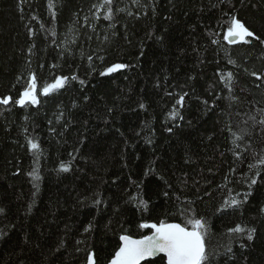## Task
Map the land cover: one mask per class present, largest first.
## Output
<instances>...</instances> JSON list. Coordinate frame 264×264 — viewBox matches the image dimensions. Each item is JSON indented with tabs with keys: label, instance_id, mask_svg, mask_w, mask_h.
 Wrapping results in <instances>:
<instances>
[{
	"label": "trees",
	"instance_id": "trees-1",
	"mask_svg": "<svg viewBox=\"0 0 264 264\" xmlns=\"http://www.w3.org/2000/svg\"><path fill=\"white\" fill-rule=\"evenodd\" d=\"M233 18L254 35L225 39ZM33 75L39 103H15ZM8 96L0 264H107L193 217L210 264H264V0H0Z\"/></svg>",
	"mask_w": 264,
	"mask_h": 264
},
{
	"label": "snow or ice",
	"instance_id": "snow-or-ice-1",
	"mask_svg": "<svg viewBox=\"0 0 264 264\" xmlns=\"http://www.w3.org/2000/svg\"><path fill=\"white\" fill-rule=\"evenodd\" d=\"M105 3L111 5L112 0H105ZM52 7V4H49ZM112 9L109 7L106 18L111 19ZM254 33L249 31V29L238 19L233 18L232 26L229 27L227 36L225 39L239 37L243 39L246 36H253ZM259 40V37H256ZM229 42H233L232 39ZM247 42V41H246ZM91 59V57H89ZM231 62V61H230ZM125 65L117 64L109 68L107 71L111 72L115 69L123 68ZM255 75V73H253ZM227 78L231 80L232 73L227 74ZM35 75L32 76L33 83L30 84L23 92L19 100L15 101L20 105H24L26 102L30 101L32 104H38L39 101L34 94L36 88ZM68 77H59L55 79V82L51 85L44 87L43 92L47 95L50 91L58 89L64 86V83L68 80ZM75 79V77H73ZM221 79L225 77L221 76ZM83 83V82H82ZM12 97L0 98V103L8 104L12 101ZM235 99V97H233ZM183 100V97L180 98ZM180 101H178L179 103ZM207 103V102H205ZM264 123V121H261ZM171 131V129H169ZM235 135V133L233 134ZM236 139H243V136H237ZM30 147L33 150L39 148L38 143L34 141H29ZM235 143V140L233 141ZM264 163V160L261 161ZM63 170L67 171V167L61 165ZM251 167V166H250ZM29 175L34 176L37 180L39 176L35 172L29 173ZM252 183L255 184L256 180L253 179ZM247 197H245L246 199ZM241 201L237 199H232L229 203H226V207L230 205H239ZM3 209H0L2 212ZM191 225V228L188 225ZM141 227L148 228V224H142ZM155 231L151 235L142 236L139 239H134L132 236L123 235L120 240L123 244L119 247V250L115 252V255L110 260L109 264H141V261L147 259L148 257L157 256L163 253L167 258V264H210V257L206 251L205 238L207 235L206 224L202 218H191L188 224L182 225L181 223H168L163 220L159 224L152 223L150 225ZM230 232H243L244 228L237 225L233 229H229ZM255 229H250L248 231V239L253 238L252 233ZM231 251V249H229ZM88 264H95V253H89L87 258Z\"/></svg>",
	"mask_w": 264,
	"mask_h": 264
},
{
	"label": "water",
	"instance_id": "water-1",
	"mask_svg": "<svg viewBox=\"0 0 264 264\" xmlns=\"http://www.w3.org/2000/svg\"><path fill=\"white\" fill-rule=\"evenodd\" d=\"M230 39H232L233 40V43L234 42H237L238 40H239V37H236V38H229L228 40H230ZM170 223H175V222H170ZM149 228H151L150 227V225H149ZM151 230H152V232L150 233V234H148V235H151L154 231H155V229H152L151 228ZM134 239H139V238H141V237H139V238H137V237H133ZM120 242H121V244H120V246L123 244V241H121L120 240ZM119 246V247H120ZM118 250H119V248H118ZM117 250V251H118ZM115 255V254H114ZM159 256H164L165 257V264H167V258H166V256L163 254V253H160V254H158L157 256H154V257H148L147 259H145V260H143V261H141V264L143 263V262H145L146 260H150V259H154V258H157V257H159ZM112 259V258H111ZM110 262V261H109ZM109 262L107 263V264H109ZM86 264H88V261H87V263ZM95 264H96V261H95Z\"/></svg>",
	"mask_w": 264,
	"mask_h": 264
},
{
	"label": "rangeland",
	"instance_id": "rangeland-1",
	"mask_svg": "<svg viewBox=\"0 0 264 264\" xmlns=\"http://www.w3.org/2000/svg\"><path fill=\"white\" fill-rule=\"evenodd\" d=\"M244 38H245V37H244ZM244 38H243V39H244ZM239 39H241V38H239ZM243 39H241V40H243Z\"/></svg>",
	"mask_w": 264,
	"mask_h": 264
},
{
	"label": "flooded vegetation",
	"instance_id": "flooded-vegetation-1",
	"mask_svg": "<svg viewBox=\"0 0 264 264\" xmlns=\"http://www.w3.org/2000/svg\"><path fill=\"white\" fill-rule=\"evenodd\" d=\"M233 43V42H232Z\"/></svg>",
	"mask_w": 264,
	"mask_h": 264
}]
</instances>
